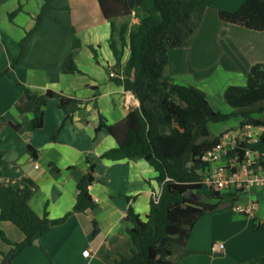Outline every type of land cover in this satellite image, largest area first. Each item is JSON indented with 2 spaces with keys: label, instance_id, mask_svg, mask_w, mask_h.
I'll return each instance as SVG.
<instances>
[{
  "label": "crops",
  "instance_id": "1",
  "mask_svg": "<svg viewBox=\"0 0 264 264\" xmlns=\"http://www.w3.org/2000/svg\"><path fill=\"white\" fill-rule=\"evenodd\" d=\"M243 2L214 0L196 33L182 47L169 51L173 80L205 91L216 111L230 112L224 99L227 86L245 84L251 66L264 63V30H250L219 17L220 8L236 10ZM42 3L43 0H0V70L9 68L11 75L33 93L52 89L87 101L67 117L58 98L49 99L44 125L36 129L32 124L34 114L20 112L16 107L21 87L10 76H1L0 117L20 124V128L9 124L1 127L4 163L0 166V183L20 188L25 179L33 180L34 210L40 216L47 213L50 218H59L73 211L77 184L93 162L96 180L90 193L97 205L85 212H73L64 223L40 237L39 244L26 247L12 261L117 264L120 256L131 250L129 230L133 223L126 218L128 210L134 208L145 219L153 193L161 185L156 179L158 172L143 157L104 159L102 155L116 147L117 141L106 129L98 133L95 129L101 113L108 123H119L129 111L139 107V100L110 75L109 68L116 64L109 43L112 26L98 0H53L49 16L27 37L20 55L21 41L33 28ZM16 10L11 18L10 13ZM208 32L215 42H208L204 48L201 42L210 40ZM75 38L80 42L77 48L73 45ZM127 50L126 47L124 64L129 58ZM208 50L217 51L212 61L205 59ZM70 53L83 73L63 71ZM19 55L13 67V58ZM261 117L264 120V114ZM218 124H210L216 135L240 123L233 119ZM252 147L264 154V142L253 143ZM250 196L263 200H257L254 216L236 212L232 206L203 215L186 245L191 252L180 264H264V231L255 228L256 219L264 221V188L252 190ZM95 220L99 231L92 235ZM0 230L16 242L25 238L9 221L0 220ZM219 242L224 243V248L213 250ZM11 247L0 237V264L7 261L1 252L8 253ZM85 249L90 250L88 256L83 253Z\"/></svg>",
  "mask_w": 264,
  "mask_h": 264
},
{
  "label": "trees",
  "instance_id": "2",
  "mask_svg": "<svg viewBox=\"0 0 264 264\" xmlns=\"http://www.w3.org/2000/svg\"><path fill=\"white\" fill-rule=\"evenodd\" d=\"M53 0H43L33 28L21 41L23 53L27 37L34 33L49 16ZM102 11L111 22L110 47L116 64L109 68L118 85L132 91L139 107L128 112L119 123H108L101 113L95 131L106 129L117 141V146L106 151L104 159L117 161L130 157L145 158L158 172L157 181L162 187L158 201L151 200L145 219L134 208L127 213L133 223L130 232L131 250L122 254L117 264H180L191 251L186 249L197 221L205 214L231 207L242 199V192L223 193L205 188L203 178L207 163L200 156L211 149L220 136L212 132L210 124L227 123L237 119L241 125H264V63H256L247 73L245 84H231L224 91L230 112L216 111L205 91L192 84H180L171 77L169 51L182 47L198 30L205 11L214 0H98ZM18 10L10 13V17ZM137 17L138 22H132ZM221 20L244 26L250 30H264V0H244L236 10L219 9ZM74 48L80 46L77 38ZM129 58L122 62L125 49ZM94 49V48H93ZM95 55H96V51ZM20 55L13 58L16 66ZM67 73H83L70 53L63 64ZM15 79L10 69L0 71ZM15 81L22 89L16 102L20 112L34 114L32 124L39 129L44 125L45 107L49 99L58 98V105L67 117L78 110L85 99L70 97L63 92L47 89L33 93L29 87ZM4 124L20 128L5 116L0 117V130ZM264 142V134L262 135ZM29 149H32L31 146ZM33 156L36 155L33 153ZM4 163L0 150V166ZM95 163L90 165L77 184V201L72 212L59 218L48 214L40 216L31 201L36 184L25 179L24 186L14 187L0 183V220L15 224L25 235L22 241L11 240L0 230V237L11 250L3 253L10 260L34 240L49 232L55 225L64 223L73 212H85L96 207L90 193L95 182ZM192 189L202 195L200 200L186 196ZM209 194H207V193ZM210 195L215 200H204ZM92 235L99 231L93 221ZM255 228L264 231V221L255 220ZM179 251V252H177Z\"/></svg>",
  "mask_w": 264,
  "mask_h": 264
},
{
  "label": "built area",
  "instance_id": "3",
  "mask_svg": "<svg viewBox=\"0 0 264 264\" xmlns=\"http://www.w3.org/2000/svg\"><path fill=\"white\" fill-rule=\"evenodd\" d=\"M111 73V76H115ZM264 134V125L254 123L239 124L235 128L223 131L220 140L209 150L204 152L200 159L207 163V168L200 180L205 188L223 193L240 191L242 199L232 205L236 212L254 216L257 200L249 192L264 188V154L257 153L253 143L260 142ZM162 187L153 193L158 201ZM243 198H245L244 201ZM248 198V199H247ZM224 243H216L213 250H221ZM90 254L89 249L83 251Z\"/></svg>",
  "mask_w": 264,
  "mask_h": 264
},
{
  "label": "rangeland",
  "instance_id": "4",
  "mask_svg": "<svg viewBox=\"0 0 264 264\" xmlns=\"http://www.w3.org/2000/svg\"><path fill=\"white\" fill-rule=\"evenodd\" d=\"M139 21V19L137 18V17H134L133 18V20H132V22H138ZM207 36H208V38L210 39V40H206V41H202L201 42V44H203L204 45V48H207V47H205V46H208V42H212V43H214L215 41L214 40H211L212 39V34H210L209 32L207 33ZM197 50V49H196ZM128 51V50H127ZM204 51V50H203ZM205 54V59H209L210 61H212L213 60V58L217 55V51H215V50H213V51H211V50H208L207 52H205L204 53ZM204 54H203V58H202V61H203V59H204ZM211 68V67H210ZM4 69H7V68H4ZM4 69H2V70H4ZM1 71V70H0ZM3 76H8L7 74H5V75H2V77ZM235 123V122H234ZM220 125H221V123H219ZM218 124V125H219ZM215 129V128H214ZM262 141V140H261ZM255 150H257V148L255 147L254 148ZM207 193V192H206ZM207 194H209V193H207ZM256 200H258V202H259V200H260V202H263V200L261 199V198H255ZM204 200H206V201H210V202H212V201H214L215 199L214 198H212L210 195H207V196H204ZM245 200V198H243V200L242 201H244ZM177 252H179V251H177Z\"/></svg>",
  "mask_w": 264,
  "mask_h": 264
},
{
  "label": "water",
  "instance_id": "5",
  "mask_svg": "<svg viewBox=\"0 0 264 264\" xmlns=\"http://www.w3.org/2000/svg\"><path fill=\"white\" fill-rule=\"evenodd\" d=\"M186 196L189 197V198H192L194 200H200V198L202 197V195L200 194H197L195 191H193L192 189H190L187 193H186ZM34 244H39V238L35 239L34 240ZM9 263V260H7L5 262V264H8Z\"/></svg>",
  "mask_w": 264,
  "mask_h": 264
}]
</instances>
